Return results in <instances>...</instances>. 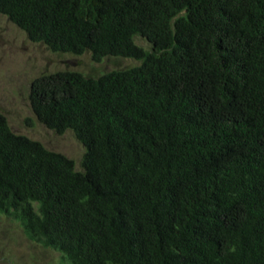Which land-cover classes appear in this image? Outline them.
I'll return each instance as SVG.
<instances>
[{
  "label": "trees",
  "instance_id": "1",
  "mask_svg": "<svg viewBox=\"0 0 264 264\" xmlns=\"http://www.w3.org/2000/svg\"><path fill=\"white\" fill-rule=\"evenodd\" d=\"M29 41L93 62L30 83L65 155L0 113V213L65 264H264V0H0ZM149 49L137 45L134 36Z\"/></svg>",
  "mask_w": 264,
  "mask_h": 264
},
{
  "label": "rangeland",
  "instance_id": "2",
  "mask_svg": "<svg viewBox=\"0 0 264 264\" xmlns=\"http://www.w3.org/2000/svg\"><path fill=\"white\" fill-rule=\"evenodd\" d=\"M143 49L148 43L134 36ZM128 58H104L95 63L88 52L80 56L53 53L40 43L28 40L26 34L0 14V113L12 132L40 142L46 149L59 152L72 159L80 170L83 146L70 130L56 134L38 122L29 100V87L33 79L60 70H73L85 76L97 77L105 72L138 65ZM0 264H65L60 253L31 242L18 222L0 213Z\"/></svg>",
  "mask_w": 264,
  "mask_h": 264
}]
</instances>
